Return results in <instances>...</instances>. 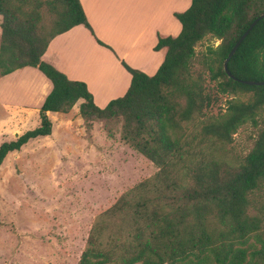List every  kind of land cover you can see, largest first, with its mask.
Returning <instances> with one entry per match:
<instances>
[{"label": "trees", "instance_id": "obj_1", "mask_svg": "<svg viewBox=\"0 0 264 264\" xmlns=\"http://www.w3.org/2000/svg\"><path fill=\"white\" fill-rule=\"evenodd\" d=\"M45 4L57 13L49 31L42 25ZM263 12L264 0H192L175 11L181 31L160 35L154 46L166 52L157 72L122 59L131 83L100 107L86 82L42 56L51 38L76 24L113 50L95 35L81 1L0 0V77L37 66L53 84L39 107V124L0 142V166L9 152L50 135L49 110L67 112L81 101L86 130L100 121L113 138L120 123V140L159 168L96 215L76 264H264V210L250 212V194L264 183V83L243 81L264 79V17L229 59L233 76L224 68L235 41ZM209 35L221 41L197 58L196 43ZM224 96L225 110L209 112ZM192 123L198 130L186 132ZM246 123L257 129L238 165L207 149L231 143Z\"/></svg>", "mask_w": 264, "mask_h": 264}, {"label": "rangeland", "instance_id": "obj_2", "mask_svg": "<svg viewBox=\"0 0 264 264\" xmlns=\"http://www.w3.org/2000/svg\"><path fill=\"white\" fill-rule=\"evenodd\" d=\"M41 13L43 28L49 31L57 13L47 4ZM219 41L211 35L198 41L197 58L209 43L217 45ZM78 49L93 60L103 58L89 47ZM13 73L3 76L2 85L16 77ZM25 76L24 88L34 89L31 95L6 85L0 96L16 103L29 101L39 81L37 75L34 79ZM228 98L222 97L209 112L225 110ZM21 110L5 109L0 103V142L38 124L39 115L35 116L33 109L24 115ZM53 117L49 136L29 141L21 151L9 152L0 166V264H76L96 215L123 191L159 170L144 154L120 140V123L113 128L117 135L108 138L100 121L91 122L86 130L75 114L66 119L58 113ZM256 129L252 123L243 124L231 143L207 149L217 159L238 165L252 149ZM197 130L198 125L192 123L186 132ZM250 199V212L264 210V183L252 191Z\"/></svg>", "mask_w": 264, "mask_h": 264}, {"label": "crops", "instance_id": "obj_3", "mask_svg": "<svg viewBox=\"0 0 264 264\" xmlns=\"http://www.w3.org/2000/svg\"><path fill=\"white\" fill-rule=\"evenodd\" d=\"M80 1L95 35L99 40L109 44L115 52L105 45L98 44L95 36L86 26L76 24L51 38L42 56L66 72L70 78L86 82L94 95L95 102L100 107L106 105L110 99L123 95L131 83L132 75L123 65L122 59L131 66L146 71L149 75L157 72L164 61L166 52L164 49L154 50V46L160 35H176L181 31L182 24L179 19V22L176 19L175 11L186 9L192 2V0ZM77 47H81L83 50L89 47L103 58L96 57L98 59L93 60V58L81 54ZM113 67L116 68L117 73H114ZM32 68L33 71L30 70ZM35 68L37 70L34 71ZM17 70L12 72V75L16 77L12 81L9 80L7 84L2 85L4 75L0 77L1 93L8 85L12 91L19 89L22 95H31L34 89L24 88L23 84L26 78L22 77L26 75L34 79L33 76L37 75L39 82L34 95L29 101L21 103L0 96L1 106L11 110H14L15 107L24 109L21 110V115L31 111L27 110L31 108L37 116L40 105L53 87L52 81L37 66H27ZM38 71L43 74V77ZM80 103L81 101H77L67 112L49 110L47 114L51 118L52 124L55 113L61 114L65 119L68 115L75 114L77 118L79 117V121H82L78 112Z\"/></svg>", "mask_w": 264, "mask_h": 264}, {"label": "water", "instance_id": "obj_4", "mask_svg": "<svg viewBox=\"0 0 264 264\" xmlns=\"http://www.w3.org/2000/svg\"><path fill=\"white\" fill-rule=\"evenodd\" d=\"M264 17V12L259 14L249 25V27L243 32V34L239 37V39L237 41H235L234 45L232 46V48L230 49V53L228 55V58L225 60L224 63V68L226 70V72L229 74V76H233L231 71L228 68V61L229 59L235 54L236 48L239 45L240 42H242V40L247 36V34L249 33V31L253 28V26L257 23V21ZM243 81L247 82V83H256V84H262L264 83V79H259V80H255V79H243Z\"/></svg>", "mask_w": 264, "mask_h": 264}]
</instances>
